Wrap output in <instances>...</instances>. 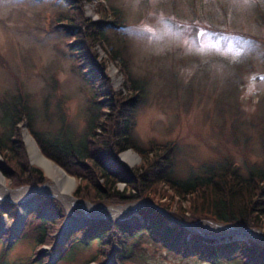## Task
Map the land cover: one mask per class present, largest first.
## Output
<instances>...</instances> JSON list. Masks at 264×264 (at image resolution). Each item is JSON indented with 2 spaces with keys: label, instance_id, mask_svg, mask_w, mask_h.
I'll return each mask as SVG.
<instances>
[{
  "label": "rangeland",
  "instance_id": "obj_1",
  "mask_svg": "<svg viewBox=\"0 0 264 264\" xmlns=\"http://www.w3.org/2000/svg\"><path fill=\"white\" fill-rule=\"evenodd\" d=\"M80 4L83 16L92 21L103 16L111 21L114 11L120 14L114 24L122 23L123 27L107 32L110 39L117 35L126 40L131 53L127 69L146 86L134 117L133 138L138 148L145 150L153 142H173L177 148V173L182 177L202 162L219 161L226 155L241 171L253 166L264 167V148L258 144L261 134L259 137L258 127L254 126L264 121V0H80ZM64 10L65 6L58 0H0V96L19 87L28 95L29 105L35 108L36 129L56 130L63 127L60 126L63 121L79 132L85 126L89 92L71 70L73 57L66 44L71 38L60 29H50L51 19L57 11ZM91 50L96 62L105 60L104 72L112 93L99 100L104 101L101 106L108 114V106L115 105L116 94L126 96L131 91L126 74L120 70V60L107 59L111 46L101 42ZM18 126L27 162L39 167L46 180L40 187H11L0 173L3 185L11 192L24 188L30 193L51 183L49 192L46 190L48 193L33 190L24 203L32 209L41 197H47L66 217L54 223L49 232L52 242L48 244L38 246L31 237L13 241L26 224L30 209L19 221L21 201L14 198L16 195L0 193V202L14 205L13 218L5 215L0 218V264H39V261L42 264H82L85 261L96 264L90 261L96 252V242H91L74 260L66 263H56L58 257L52 244H64L67 231L74 229L79 221L98 217L113 221L127 219L138 216L136 209L154 204L135 200L99 205L73 194V199L80 203L62 200L56 193L62 191L60 186L30 160L24 132L32 136L25 121ZM243 134L256 144L252 146ZM126 151L136 155L132 166L120 157ZM117 155V160L127 169L138 166L141 161L139 152L130 148ZM189 166L193 167L189 169ZM73 180L72 193L77 183ZM104 207L118 211L115 216L104 214L99 209ZM176 210L175 202L169 209H160L170 218V212ZM183 214L189 215L187 211ZM55 217L54 214L48 216ZM66 219L70 224L63 228ZM171 221L186 228L185 240H189L192 233L221 238L240 231L245 240L264 246V226L246 228L201 218L191 223L179 219ZM34 224L36 222L28 225ZM34 256L38 257L37 262L30 260ZM100 264H111V260L105 259ZM122 264L208 263L173 258L143 243L138 255Z\"/></svg>",
  "mask_w": 264,
  "mask_h": 264
},
{
  "label": "trees",
  "instance_id": "obj_2",
  "mask_svg": "<svg viewBox=\"0 0 264 264\" xmlns=\"http://www.w3.org/2000/svg\"><path fill=\"white\" fill-rule=\"evenodd\" d=\"M58 1L65 10L57 11L50 29H60L72 40L66 43L73 57L71 70L89 92L85 126L77 132L62 121L60 126L63 127L56 130L36 129L37 114L29 105L28 95L19 87L14 92H4L0 96V173L11 187L40 186L46 180L41 169L26 160L18 135V124L25 121L40 153L76 180L74 197L99 205L147 200L154 206L138 208V216L127 219L79 221L74 229L67 231L64 244L53 242L58 257L56 263L71 262L91 242H96V252L90 258L96 264L108 258L111 264L132 260L143 243L173 258L208 264H264V246L241 237L212 238L196 233L185 240L186 228L171 221L179 219L191 223L201 218L246 228L263 227L264 167L253 166L241 171L226 155L219 161L202 162L195 170L189 166L187 175L182 177L177 173V148L173 142H153L145 150L138 148L133 138L134 117L146 86L127 69L131 53L126 40L115 34V38L110 39L107 32L123 27L122 23L114 24L120 14L114 11L111 21L103 19L105 16L92 21L83 16L80 0ZM101 42L111 46L108 61L120 60V70L126 74L131 91L126 96L117 93L115 105L108 106V114L101 106L104 101L99 100L112 93L104 72L105 60L96 62L91 50ZM263 122L254 125L258 127L259 137L261 134L258 144L262 148ZM243 137L252 146L256 144L251 143L249 137ZM128 148L138 151L141 158L140 164L132 169L117 160V154ZM161 199H165L164 202ZM38 201L27 213L26 224L13 241L31 237L38 246L52 242L49 232L66 215L50 198L41 197ZM173 202L177 210L170 212V219L160 209H169ZM184 211L189 215L185 216ZM51 214L56 217L48 218ZM2 215L13 218L14 205L0 202V218ZM32 222L36 224L29 226ZM5 243L3 240V245ZM3 249L6 251L5 247ZM30 260L37 262L38 257ZM39 264L42 263L39 261Z\"/></svg>",
  "mask_w": 264,
  "mask_h": 264
},
{
  "label": "bare ground",
  "instance_id": "obj_3",
  "mask_svg": "<svg viewBox=\"0 0 264 264\" xmlns=\"http://www.w3.org/2000/svg\"><path fill=\"white\" fill-rule=\"evenodd\" d=\"M25 131V130H24ZM24 137H25V143L27 145L28 148V152H29V156H30V160L32 163L39 165L40 167H42L46 173L47 176L51 177L53 180V183L58 186H60L59 188H61L62 191L60 192H56L58 194V196L67 202H75V203H80L77 202L76 200L73 199L72 195V188L74 185V180L72 177L68 176L63 170H61L56 164H54L52 161H50L49 159L45 158L40 151L38 150L36 144L34 143L33 139L29 136V134L25 131L24 132ZM121 159H123L129 166H132V164L134 163V159L136 158V155L133 154L131 151H126L124 153L121 154ZM51 183L45 184L43 187L39 188L44 192H49V188H51ZM39 189H33V190H39ZM33 190H31L32 192L28 193L27 189H22V190H18L15 192H11V190L7 189L4 185H3V181L2 178H0V193H2L4 196L10 195V196H15L14 198L19 199L21 201L22 204H19L18 207V218L19 221L22 220V218L24 217L25 214V209L27 207V204H25L24 202L26 201V199L28 197H30L31 193H33ZM47 190V191H46ZM27 191V194L23 193ZM47 192V193H48ZM30 195V196H29ZM83 204V203H82ZM88 206V204H85ZM131 208V207H130ZM69 212H72V209L70 206H68ZM71 209V210H70ZM101 209L102 213L104 214H109L112 216H115L117 208H110V207H104V208H99ZM122 209V208H120ZM129 209V207H128ZM16 219V222H18ZM15 223V222H14ZM64 227H67L68 224H70V220L66 219V221L64 222ZM230 229L235 230L236 228H232L230 226ZM244 233H247L246 230L243 231Z\"/></svg>",
  "mask_w": 264,
  "mask_h": 264
},
{
  "label": "water",
  "instance_id": "obj_4",
  "mask_svg": "<svg viewBox=\"0 0 264 264\" xmlns=\"http://www.w3.org/2000/svg\"><path fill=\"white\" fill-rule=\"evenodd\" d=\"M39 187H40V186H39ZM30 208H31V206H28L27 209H26V211H25V213H26ZM24 215H25V214H24ZM100 218H105V217L88 218V219H86V220H84V221H87V220H90V219H100ZM227 237H229V236H227ZM227 237H225V238H227ZM230 237H241V238H244V237L241 235L240 231L234 232L232 235H230Z\"/></svg>",
  "mask_w": 264,
  "mask_h": 264
}]
</instances>
